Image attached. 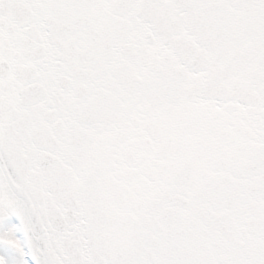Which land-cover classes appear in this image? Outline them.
<instances>
[{
    "label": "snow or ice",
    "instance_id": "1",
    "mask_svg": "<svg viewBox=\"0 0 264 264\" xmlns=\"http://www.w3.org/2000/svg\"><path fill=\"white\" fill-rule=\"evenodd\" d=\"M0 264H264V0H0Z\"/></svg>",
    "mask_w": 264,
    "mask_h": 264
}]
</instances>
